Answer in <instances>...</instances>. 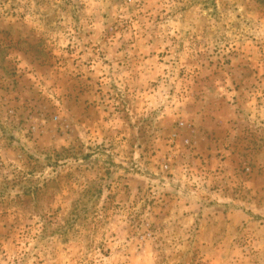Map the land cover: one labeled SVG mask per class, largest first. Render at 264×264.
Returning a JSON list of instances; mask_svg holds the SVG:
<instances>
[{"label": "rangeland", "instance_id": "rangeland-1", "mask_svg": "<svg viewBox=\"0 0 264 264\" xmlns=\"http://www.w3.org/2000/svg\"><path fill=\"white\" fill-rule=\"evenodd\" d=\"M0 264H264V0H0Z\"/></svg>", "mask_w": 264, "mask_h": 264}]
</instances>
